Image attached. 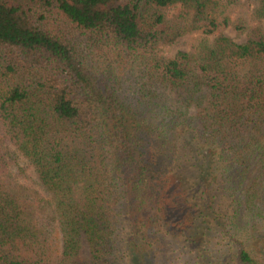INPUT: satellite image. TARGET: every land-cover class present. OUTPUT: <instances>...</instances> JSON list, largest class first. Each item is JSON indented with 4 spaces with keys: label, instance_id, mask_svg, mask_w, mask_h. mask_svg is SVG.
Returning a JSON list of instances; mask_svg holds the SVG:
<instances>
[{
    "label": "trees",
    "instance_id": "16d2710c",
    "mask_svg": "<svg viewBox=\"0 0 264 264\" xmlns=\"http://www.w3.org/2000/svg\"><path fill=\"white\" fill-rule=\"evenodd\" d=\"M229 4L0 0V264H168L176 235L172 264H264V0L249 27ZM56 15L98 53L144 57L143 83L126 90ZM193 32L194 51L158 55Z\"/></svg>",
    "mask_w": 264,
    "mask_h": 264
},
{
    "label": "rangeland",
    "instance_id": "374dc122",
    "mask_svg": "<svg viewBox=\"0 0 264 264\" xmlns=\"http://www.w3.org/2000/svg\"><path fill=\"white\" fill-rule=\"evenodd\" d=\"M230 4L228 5L226 9V14L229 16L231 23L238 22V21H246V24L248 27L251 25L250 20V14L252 12V6L254 3V0H229ZM142 10L141 13L144 14V16L148 17L151 16L152 13L155 11L151 9V7L144 5L141 3ZM162 12L166 16L167 21H169L170 24H177L182 23L180 17L181 14H183V11L179 5H175L166 9H162ZM57 32L61 33V35L70 43L71 45H74L75 48L80 52H86L89 54V56L92 57V59L97 58V56H100L102 61L106 64H110L113 68H116L117 74L120 77V81L122 83V86L128 90L131 91L130 88L132 86H135L137 80H141L140 84L143 83V77L146 78L145 72H144V57L140 55H135L134 57L131 55L123 54L121 58H117V55L113 52L107 51V50H101V52H97L98 45H95L94 42L89 39L90 36L83 34L82 31L79 29L74 28L69 23H67L63 18L59 16H54L52 19ZM245 23V22H244ZM246 27V26H245ZM248 28H244L243 31L237 32L233 29L231 24L227 26L226 28H220L218 32L222 33L223 35L231 38L236 43H244L248 39ZM215 36H209L206 37L209 41L213 40ZM205 37L200 32H193L189 34L183 35L179 40H177L174 44L171 46L160 48L158 50V55L163 56L165 58H170L177 54L178 52H192L196 49L198 44L201 42L202 39ZM95 57V58H93ZM105 57V58H104ZM18 183L24 186L36 188V183L33 182V179H27V180H18ZM43 196H45L44 193L41 192ZM177 235L174 237H168V241H165L163 252L167 253L166 260L168 261V264H172L171 256L174 254L177 255L178 253H181L178 251L175 244ZM184 250V254L181 255V259L185 260L187 259L188 255L186 253V249ZM183 252V251H182ZM79 259L81 262H86L89 260V252L85 245H82L81 250L79 252ZM176 264V262H175Z\"/></svg>",
    "mask_w": 264,
    "mask_h": 264
}]
</instances>
